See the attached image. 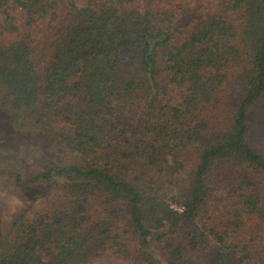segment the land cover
I'll return each mask as SVG.
<instances>
[{
  "label": "trees",
  "instance_id": "1",
  "mask_svg": "<svg viewBox=\"0 0 264 264\" xmlns=\"http://www.w3.org/2000/svg\"><path fill=\"white\" fill-rule=\"evenodd\" d=\"M0 106L52 136L0 264H264V0H0Z\"/></svg>",
  "mask_w": 264,
  "mask_h": 264
},
{
  "label": "rangeland",
  "instance_id": "2",
  "mask_svg": "<svg viewBox=\"0 0 264 264\" xmlns=\"http://www.w3.org/2000/svg\"><path fill=\"white\" fill-rule=\"evenodd\" d=\"M51 138L45 129L0 106V258L11 223L47 191V185L40 184L20 188L16 180H24L31 168L48 159ZM155 257L159 264H172L161 253Z\"/></svg>",
  "mask_w": 264,
  "mask_h": 264
}]
</instances>
